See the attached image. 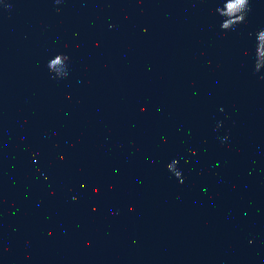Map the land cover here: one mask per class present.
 Masks as SVG:
<instances>
[{
  "label": "water",
  "instance_id": "obj_1",
  "mask_svg": "<svg viewBox=\"0 0 264 264\" xmlns=\"http://www.w3.org/2000/svg\"><path fill=\"white\" fill-rule=\"evenodd\" d=\"M0 264H264V0H0Z\"/></svg>",
  "mask_w": 264,
  "mask_h": 264
},
{
  "label": "clouds",
  "instance_id": "obj_2",
  "mask_svg": "<svg viewBox=\"0 0 264 264\" xmlns=\"http://www.w3.org/2000/svg\"><path fill=\"white\" fill-rule=\"evenodd\" d=\"M240 2L242 3V2H243V0H240Z\"/></svg>",
  "mask_w": 264,
  "mask_h": 264
}]
</instances>
